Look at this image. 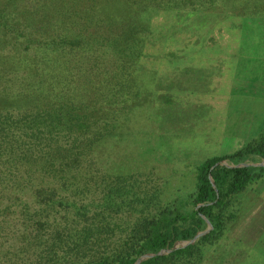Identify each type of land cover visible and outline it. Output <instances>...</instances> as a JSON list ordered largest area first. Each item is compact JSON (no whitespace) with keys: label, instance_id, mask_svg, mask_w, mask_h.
I'll list each match as a JSON object with an SVG mask.
<instances>
[{"label":"trees","instance_id":"1","mask_svg":"<svg viewBox=\"0 0 264 264\" xmlns=\"http://www.w3.org/2000/svg\"><path fill=\"white\" fill-rule=\"evenodd\" d=\"M17 1L0 3V264L200 263L233 219L234 198L264 177V130L165 199L160 184L106 175L92 155L119 136L128 114L119 104L139 95L136 62L154 14L188 5L225 20L262 15L264 2ZM35 20L47 30L28 33ZM175 81L169 105L184 83Z\"/></svg>","mask_w":264,"mask_h":264},{"label":"rangeland","instance_id":"2","mask_svg":"<svg viewBox=\"0 0 264 264\" xmlns=\"http://www.w3.org/2000/svg\"><path fill=\"white\" fill-rule=\"evenodd\" d=\"M5 2L9 0H0L1 4ZM20 3L16 0L18 7ZM172 7L175 9L174 4ZM183 7L182 11L172 8L171 12H159L151 17L152 35L142 57L136 62L135 79L139 95L119 104L120 108H125L123 112L128 113L127 118L121 120L119 136L105 140L92 155L98 157L95 158L96 167L106 175L132 176L147 188L160 184L163 199L176 195L180 190H190L197 167L207 159L230 155L240 148L238 141L233 145V138L228 137H233V117H242L248 110L245 103L233 104V99L225 104V97L217 96L221 93L204 94L203 100L215 103L216 111L209 118L197 112V119L203 116L202 119L196 126H187L182 139L174 140L171 133L167 134L168 126L178 115L174 114L177 108L173 100L170 105L165 103L163 94L168 83L171 86L173 80H182L181 73L185 68L205 67L211 63L207 61L222 59L225 53V64L229 70L233 65L228 58L231 35L226 38L223 50H215L211 43L213 39L219 46L224 43L217 32L223 24L227 25L222 15L212 11L196 15L188 5ZM18 14L16 17L22 20L27 16V13L25 17ZM23 23L19 21L21 26H26ZM30 24L32 28H27L28 33L36 31L39 25L43 26L44 21L40 24L35 20ZM209 27L211 31H208ZM40 28L36 35L47 30ZM227 33L233 34V31L227 30ZM225 77H229V72ZM176 97L180 98L172 94V99ZM195 116L187 113L180 120L184 123L196 119ZM177 132L181 136L182 131ZM229 211L233 219L227 224L224 234L203 249L202 261L197 264H264V177L237 195Z\"/></svg>","mask_w":264,"mask_h":264},{"label":"crops","instance_id":"3","mask_svg":"<svg viewBox=\"0 0 264 264\" xmlns=\"http://www.w3.org/2000/svg\"><path fill=\"white\" fill-rule=\"evenodd\" d=\"M224 21L227 25L223 24L217 31L224 43L219 46L215 41L213 44L215 50H223L222 46L227 41L226 38L231 35L228 58L233 62V65L229 70L225 64L227 59L225 53V57L222 59L207 61L211 63L205 64V67H192L188 81H186L187 76L182 75L184 83L181 92L175 93L180 98L172 99L173 105L177 108L174 114L178 113V115L168 126L167 134L171 133L174 140L185 137L187 126L188 128L196 126L204 115V118H209L216 111L215 103L203 100L204 94L221 93L217 96L225 97V104L233 99V104L245 103L248 108L244 116L233 117L235 124L234 128L232 126L233 137L228 138H233V145L237 141V145H240V148L233 150L235 153L256 140L264 130V14H238ZM227 30L233 31V34L227 33ZM228 72L229 77H225ZM236 85L239 86V90ZM197 112L203 113L199 119H197L199 116ZM187 113L196 115L197 120L192 119L182 123L180 117ZM239 120H241L240 123ZM179 130L182 131L181 136L177 132ZM213 158L216 157L207 160Z\"/></svg>","mask_w":264,"mask_h":264},{"label":"water","instance_id":"4","mask_svg":"<svg viewBox=\"0 0 264 264\" xmlns=\"http://www.w3.org/2000/svg\"><path fill=\"white\" fill-rule=\"evenodd\" d=\"M261 165L264 166V163H261ZM209 229H211V228H209ZM206 232H207V231H206ZM204 233H205V232H204ZM201 234H203V233H201ZM199 235H200V234H199ZM199 235L195 236L194 239H193L191 242H189V244L194 243V242L198 239ZM142 260H143V259H142ZM139 262H140V261H139ZM139 262H138L137 264H139Z\"/></svg>","mask_w":264,"mask_h":264}]
</instances>
